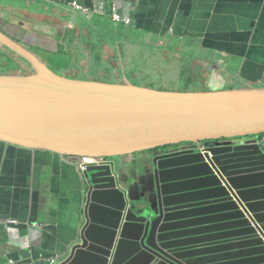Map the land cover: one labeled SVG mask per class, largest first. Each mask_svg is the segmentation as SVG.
<instances>
[{
    "label": "water",
    "instance_id": "obj_1",
    "mask_svg": "<svg viewBox=\"0 0 264 264\" xmlns=\"http://www.w3.org/2000/svg\"><path fill=\"white\" fill-rule=\"evenodd\" d=\"M0 44L34 71L0 74V142L64 159L154 151L155 189L141 209L115 161L80 172L85 222L57 264H264V87L76 80L1 30Z\"/></svg>",
    "mask_w": 264,
    "mask_h": 264
},
{
    "label": "crops",
    "instance_id": "obj_2",
    "mask_svg": "<svg viewBox=\"0 0 264 264\" xmlns=\"http://www.w3.org/2000/svg\"><path fill=\"white\" fill-rule=\"evenodd\" d=\"M73 1L0 0V30L70 79L162 91L264 87V0H80L87 11ZM114 5L131 25L113 20ZM113 160L128 203L141 209L155 189L153 152ZM80 172L77 158L0 142V264L69 256L85 222Z\"/></svg>",
    "mask_w": 264,
    "mask_h": 264
},
{
    "label": "rangeland",
    "instance_id": "obj_3",
    "mask_svg": "<svg viewBox=\"0 0 264 264\" xmlns=\"http://www.w3.org/2000/svg\"><path fill=\"white\" fill-rule=\"evenodd\" d=\"M68 6L70 8L72 7L70 4ZM7 59H14L15 63H9ZM18 64L22 67H19ZM27 65L28 64H26V62L22 60L17 54L9 51L3 45L0 44V74H32L34 71ZM52 69L58 74H63V72L60 71L58 68L53 67ZM112 161L114 160L111 159V162Z\"/></svg>",
    "mask_w": 264,
    "mask_h": 264
},
{
    "label": "built area",
    "instance_id": "obj_4",
    "mask_svg": "<svg viewBox=\"0 0 264 264\" xmlns=\"http://www.w3.org/2000/svg\"><path fill=\"white\" fill-rule=\"evenodd\" d=\"M80 0H74L73 2H71V8L74 10H79V11H87V8L84 5H81V3H79ZM113 20L117 23H124L126 25H131L133 23V19L131 17L128 16H124L120 13L119 8L114 5L113 6ZM91 160L93 162H95L96 164H110L111 159H105V158H101V159H90V158H83V159H79V168L81 171L86 170V167L89 164L92 163H88L87 161ZM41 259V258H40ZM44 262H47L48 264H57V258H50V259H45L43 260ZM17 264V263H14Z\"/></svg>",
    "mask_w": 264,
    "mask_h": 264
},
{
    "label": "trees",
    "instance_id": "obj_5",
    "mask_svg": "<svg viewBox=\"0 0 264 264\" xmlns=\"http://www.w3.org/2000/svg\"><path fill=\"white\" fill-rule=\"evenodd\" d=\"M1 56H3V55H1ZM7 61L9 62V63H15V61L14 60H9V59H7ZM147 152H149V151H147ZM144 153V152H143Z\"/></svg>",
    "mask_w": 264,
    "mask_h": 264
},
{
    "label": "bare ground",
    "instance_id": "obj_6",
    "mask_svg": "<svg viewBox=\"0 0 264 264\" xmlns=\"http://www.w3.org/2000/svg\"><path fill=\"white\" fill-rule=\"evenodd\" d=\"M88 163H92V164H96L95 162L91 161V160H88L87 161ZM90 165V164H89Z\"/></svg>",
    "mask_w": 264,
    "mask_h": 264
},
{
    "label": "flooded vegetation",
    "instance_id": "obj_7",
    "mask_svg": "<svg viewBox=\"0 0 264 264\" xmlns=\"http://www.w3.org/2000/svg\"><path fill=\"white\" fill-rule=\"evenodd\" d=\"M26 64H28V63H26ZM29 68H31L32 69V67L31 66H29V65H27ZM33 70V69H32Z\"/></svg>",
    "mask_w": 264,
    "mask_h": 264
}]
</instances>
